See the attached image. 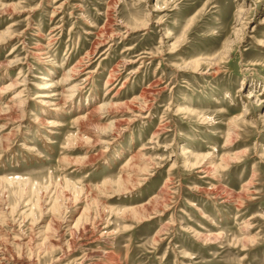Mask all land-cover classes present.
Here are the masks:
<instances>
[{
	"label": "rangeland",
	"instance_id": "374dc122",
	"mask_svg": "<svg viewBox=\"0 0 264 264\" xmlns=\"http://www.w3.org/2000/svg\"><path fill=\"white\" fill-rule=\"evenodd\" d=\"M4 3L21 13L0 17V33H12L0 45V90L30 81L0 94L2 110L22 89L25 102L17 111L24 129L14 124L0 132L10 136L4 151L0 146V179L29 184L0 183V206L9 209L1 233L36 237L50 220L41 212L48 187L49 196L64 200L71 225L88 206L107 226L92 248L106 249L116 264H264V0ZM142 21L143 30H132ZM39 83L51 88L38 90ZM41 91L55 95L51 105L32 98ZM101 104L119 107L103 125L129 120L117 138L99 137L107 145L92 142L95 130L84 119ZM42 109L55 115L44 128L35 120ZM87 137L91 145L83 143ZM193 156L205 157L199 167L206 173L189 166ZM120 177L127 179L121 188ZM64 179L90 195L72 203L74 194L62 193ZM31 205V215L19 216ZM134 207L138 220L122 212Z\"/></svg>",
	"mask_w": 264,
	"mask_h": 264
},
{
	"label": "bare ground",
	"instance_id": "6f19581e",
	"mask_svg": "<svg viewBox=\"0 0 264 264\" xmlns=\"http://www.w3.org/2000/svg\"><path fill=\"white\" fill-rule=\"evenodd\" d=\"M4 1H7V0H0V17H1V15H13L14 16V15L21 13V11L19 10L20 8L17 9L16 6H14V5H5ZM156 10L162 11L163 9L155 8L154 11H156ZM144 22L142 21V23H139L137 25L136 29H132V30H134V31L139 30V29L143 30L145 28ZM11 26H14V24H12ZM104 32H100V33H104ZM11 34L12 33H10L8 30L0 33V45L6 43L9 39H11V38H9ZM169 37H170V35H167L165 38L168 39ZM41 48H43V47H40L36 52L37 57H41V56L46 55L45 50H43ZM46 49H47V47H46ZM172 49H174V47H172ZM41 58L43 59L44 57H41ZM13 63H15V65L18 64V62L17 63L13 62ZM194 63H195V65H194L193 69L196 71V69L198 67L197 61H195ZM10 64H12V62L9 63V65H8L9 67H10ZM5 68L8 69V67H5ZM76 68L77 67H75L74 69H76ZM74 72H75V70H71L69 72V74L72 75ZM86 74H88V73L86 72ZM3 76H5V73H2V78H3ZM67 78L68 77H66V79ZM67 80H65V81H67ZM29 81H30L29 79H24V80H22L21 85H19L20 83L18 85H16L17 83H13V80H12L11 81L12 84H8V85L4 86L3 88L1 87L0 94H1V92H5L7 90L17 88V87H20V88L23 87V89H24L29 84ZM106 82H108V81H106ZM36 88L38 90H48L49 88H51V86H49L47 83L46 84L39 83V84H37ZM23 89L18 94H12V97L9 100V101H11L12 104L8 105L6 107V109H4V110L0 109V120H3L5 122L4 124H0V132H4V130H6L8 128V126H11L14 124H17L16 129H18V128L24 129L21 125L18 124L21 121L23 115L17 113V111H19V108H21L20 106L22 104H25V102L20 101L22 98ZM71 90H72V87L66 89L65 92L70 93ZM54 96L55 95L45 94V92L41 91V92H38L32 98L33 99H39V98L45 99V100H41L40 105H45L47 107V105H51L52 101L55 100L53 98ZM71 96L72 95H68L66 97L68 98ZM60 99H62V98H60ZM15 102L20 103V105L13 104ZM60 103H62V100ZM115 106L116 105H108V104L103 105V104H101V105H99V107H96L92 110L90 109V111L86 114V117H84V119H86L88 121V126H90L91 128H93L95 130L94 136L96 138V141L93 140L92 141L93 143L107 145L108 142L107 143L103 142V140H101V138H99V137L107 136V137L117 138L115 133H117L118 131L122 132L123 131L122 127L129 123V120H124V119L122 120L121 119V120H115V121L111 122L109 125H103L102 124L103 118L105 116H109V115H107L109 113V110L111 109V107H115ZM116 107H118V106H116ZM131 111L132 110H130V112ZM40 112H42L41 116H40L41 118L35 119L36 125L38 127L44 128L48 122V118L49 117L53 118L55 115L47 112V110H45V109H42ZM97 115H99V116L97 117ZM243 116H244L243 114L239 115V117H237L235 120H239V119L243 118ZM235 120H233V123ZM51 124H54V123H51ZM47 132H49V131H47ZM89 134H91V133H88V135ZM9 137L10 136H8L7 134L1 135V138H0L1 148H4L6 142L9 141ZM92 142L90 141V138L87 137V138H84L83 143L91 145L90 143H92ZM21 145H18L17 147H19ZM4 150H5V148L3 149V151ZM142 150H144V149H142ZM102 153H103V151H102ZM40 157L41 156H38V159H40ZM179 157H184V155L180 153ZM96 158H97L96 156H89L88 161L93 162V160H95ZM98 158H99V156H98ZM193 158H194V164H189V166L192 168L193 167L199 168V169H201V170H199V172L206 173V168L204 167V165L199 167V165L203 163L202 161L205 157L204 156H193ZM132 160H138V158L134 157ZM80 163H81V160H80ZM144 173H145V169L142 172L137 171L136 172L137 175L135 177L136 180L140 181V177L144 176L145 175ZM126 180H124L123 177H120L118 179V182H117L118 187L121 188V185L123 184V182H126ZM0 181H1L0 183L6 182V183H9L10 185L20 184V183L23 185L29 184L28 180L22 179V178L16 179L15 177H13V178H2V179H0ZM48 185H50V183ZM104 185H106V183ZM32 186H33V189L38 188V186L36 184H35V186L32 184ZM64 186H65V189H62L63 190L62 193L63 192L64 193L65 192H68V193L71 192L74 194V198H73L74 201L72 203L78 202L80 199L79 197L83 193H84L83 195L86 196V197H84L86 199L90 195L89 191L84 192L83 191L84 189L82 187L81 188L77 187V185L75 183L67 181L65 179H64ZM120 190H118V192H120ZM46 192H48V187L44 188V195L42 196L44 205H43V209L41 210V208H40V210H41V212L43 211V213L47 212L48 214H50V220L48 223H46L45 226H42L40 228V230L37 231L36 237L33 235L25 237V235L23 233L10 234L7 232V234H5V232H4L2 234L1 229H0V264H34L37 261V260L34 261V255L36 256V258H40L41 256H42V258L46 257V256L50 257V259H51L50 264H55L57 261H60L62 259L68 261L73 256H74V259L71 262H67L64 264H116L115 258H113V256L111 257L110 253L108 251H106V249L103 250V249L98 248V247H97V249L92 248V246L94 244L98 243V241H100L101 239H103L107 235L106 234L107 226L100 227L101 224H103V223L101 222V220H97L95 217L93 218L92 216H90L89 207L86 206L82 210V213H80L79 217L76 219L74 225H71V223H70L71 221L64 218V214L67 212V207L62 206L64 200L62 202L59 195L56 194L55 192H53L50 196H49V192L48 193H46ZM65 196L68 197V195H65ZM45 199H46V201H45ZM157 200H159V198L155 197V198H153L152 201H157ZM39 201L41 202V197H39ZM48 201H49V204H47ZM152 201L150 203H152ZM19 203H20V201H19ZM26 203H27V206H29V204H31L29 201ZM150 203H149V205H150ZM50 204H51V206H50ZM77 205H78V203H77ZM48 206H50L49 209L47 208ZM18 207L19 206L16 205V206H14L13 210H11L12 216L14 214L15 215L17 214L15 212H17ZM72 207L73 206H71V208ZM32 208L33 207L31 205V207L29 209L30 213L29 214L26 213L27 214L26 216H25V214H20L19 216L22 215L23 218L28 217L33 212ZM143 209H146V207H143ZM6 210L9 211L8 208L6 209L3 206H0V217L2 219H4V217H5V214L7 212ZM138 210L139 209L137 207H134V208H131L128 210L124 209L122 212L123 213L129 212L133 215V217H135L138 220L140 218L137 215ZM110 211L113 212L112 209ZM41 212H40V215L43 214V213L41 214ZM122 212H121V214H122ZM70 217H71V214H70ZM13 222H15L14 219L12 220V223ZM3 223L7 225L6 220H3ZM35 223H37V220L33 221L31 228H33ZM67 237H68V239H67ZM8 245H10V246H8ZM11 246L16 248V250L18 252L17 254H12L10 252L9 248ZM24 251L28 253V258H26V256H24L25 255ZM56 253H60V256L56 257L55 256ZM107 261H109V262H107Z\"/></svg>",
	"mask_w": 264,
	"mask_h": 264
}]
</instances>
